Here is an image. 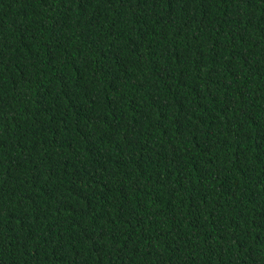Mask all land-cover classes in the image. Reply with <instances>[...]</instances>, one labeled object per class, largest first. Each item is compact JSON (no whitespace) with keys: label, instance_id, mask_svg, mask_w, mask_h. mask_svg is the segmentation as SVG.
I'll return each mask as SVG.
<instances>
[{"label":"trees","instance_id":"obj_1","mask_svg":"<svg viewBox=\"0 0 264 264\" xmlns=\"http://www.w3.org/2000/svg\"><path fill=\"white\" fill-rule=\"evenodd\" d=\"M0 264H264V0H0Z\"/></svg>","mask_w":264,"mask_h":264}]
</instances>
